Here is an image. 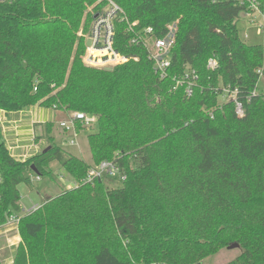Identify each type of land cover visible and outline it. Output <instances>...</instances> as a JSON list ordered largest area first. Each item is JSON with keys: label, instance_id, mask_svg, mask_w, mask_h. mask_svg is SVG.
I'll list each match as a JSON object with an SVG mask.
<instances>
[{"label": "trees", "instance_id": "obj_1", "mask_svg": "<svg viewBox=\"0 0 264 264\" xmlns=\"http://www.w3.org/2000/svg\"><path fill=\"white\" fill-rule=\"evenodd\" d=\"M112 1L127 19L114 22L113 45L130 59L111 71L83 63L78 34L104 2L0 3V111L37 105L94 117L91 165L114 161L125 176L120 188L81 184L21 215L14 264H201L232 244L241 252L228 264H264V43L239 37L246 5ZM255 1L264 11V0ZM170 26L175 44L160 79L148 49L131 39L146 28L162 38ZM210 57L215 71L206 69ZM188 69L199 76L190 96L172 90ZM222 88L237 92L242 116ZM43 150L15 159L0 125V226L22 211L18 186L49 176L51 162L74 182L91 167L54 143Z\"/></svg>", "mask_w": 264, "mask_h": 264}, {"label": "built area", "instance_id": "obj_2", "mask_svg": "<svg viewBox=\"0 0 264 264\" xmlns=\"http://www.w3.org/2000/svg\"><path fill=\"white\" fill-rule=\"evenodd\" d=\"M14 0H0V3L11 2ZM104 2L103 7L100 10L92 13V22L89 32L85 37V55L83 57V63L88 67L94 68H112L117 65L126 63L130 58L128 56L120 54L115 50L114 41V22L117 19L120 21H126L122 9L112 0H99ZM239 5H246L248 9V16H252L253 19H259L261 25H259L260 33L264 35V11L259 7V4L255 0H237ZM135 23L130 24L129 28L134 26ZM175 32L174 26L168 27L165 35L162 38H158L153 34L151 28H146L140 33L135 34L131 39V44H142L149 51V59L153 62L154 72L160 79H165L168 74L170 66L171 50L175 44ZM89 45H86V42ZM218 68V62L213 57L208 58L206 61V69L209 71H215ZM174 86L172 90L183 87L187 96L192 95L195 88L198 87L199 76L193 69L185 70V72L177 77H173ZM36 89L34 88V91ZM259 91L255 88L251 93L252 96H256ZM222 97L228 101H232L234 105V112L236 116L240 117L244 113L243 103L236 97V91H229L227 88H222ZM264 94V90L262 91ZM77 124L83 128L93 126L95 124V118L88 116L83 112H71L64 120L59 121V127L64 134H69L70 138L68 143L71 145L76 144V137L79 131L77 130ZM31 149L37 148L36 138H32L29 144ZM116 179L123 181L125 176L121 173L119 167L114 161H102L98 165H91L85 178L80 181H73L72 185L67 186L68 189H72L81 184L92 183L96 180L104 179ZM32 180V178H30ZM38 180L39 177L35 176ZM39 208L38 205L32 206L27 213L34 212ZM10 223H16L18 219L14 215H10L7 218Z\"/></svg>", "mask_w": 264, "mask_h": 264}, {"label": "rangeland", "instance_id": "obj_3", "mask_svg": "<svg viewBox=\"0 0 264 264\" xmlns=\"http://www.w3.org/2000/svg\"><path fill=\"white\" fill-rule=\"evenodd\" d=\"M259 25H261L259 19H253L252 16L242 13L237 22V29L241 40L248 45L263 44L264 35L260 33ZM89 29L86 33L79 31L78 34L83 35L85 38ZM84 55L82 56V59ZM220 102H223V100L220 99ZM3 116L4 115L0 113V120ZM16 117L21 118V122L16 125V131L8 130L5 132V139L7 140V144L12 147L11 151L13 153L17 151L13 150L15 146L29 145L31 139L36 138L38 146L35 150L26 154V159L47 147H51V144L54 143L63 148L66 152L82 159L87 164H92L87 142V134L90 132L92 126L86 127L83 130L81 129L78 136L75 138L76 144L71 145L68 143L70 135L64 134L59 127V121L65 119V112L54 110L51 107L34 105L28 111L22 112ZM46 123H53L49 134L45 131ZM15 133L17 138L14 135ZM16 139L18 141H15ZM49 171V176L39 177L38 180L35 179V176H32V184L30 186L24 184L18 186L20 203L23 206V209L27 210V208L31 207L33 204L40 206L46 200L55 197L62 190L67 189V186L72 185L73 181L57 162H51L49 164ZM103 182L110 189H117L122 185V182L116 179L106 178ZM24 214H26V212L22 210L19 215ZM240 252L241 251L238 248L233 250L222 249L216 255L205 259L201 264H228L230 261L234 260Z\"/></svg>", "mask_w": 264, "mask_h": 264}, {"label": "crops", "instance_id": "obj_4", "mask_svg": "<svg viewBox=\"0 0 264 264\" xmlns=\"http://www.w3.org/2000/svg\"><path fill=\"white\" fill-rule=\"evenodd\" d=\"M25 111H19L13 113H4L3 111H0V113L4 115L0 120V125L2 128V134L5 145L7 146L10 154L15 159L20 161L25 160L27 158L26 154L35 149H31L29 145L15 146L13 150H17V151L13 153L11 151L12 147L7 144V140L5 139V132L8 130L16 131V125H18L21 122V118L16 116L20 115L22 112ZM14 135L17 138L16 133ZM15 141L18 140L16 139ZM19 205L21 209L24 210V212H27V210H29L32 206H35V204H33L31 207H28L29 209L27 208V210H25L22 208L23 206L21 205V203H19ZM14 216L17 219H19L21 215L18 214ZM20 243H21V237L18 230V221L16 223L14 222L10 223L6 221L3 225L0 226V264H14L13 261H14L15 252Z\"/></svg>", "mask_w": 264, "mask_h": 264}, {"label": "water", "instance_id": "obj_5", "mask_svg": "<svg viewBox=\"0 0 264 264\" xmlns=\"http://www.w3.org/2000/svg\"><path fill=\"white\" fill-rule=\"evenodd\" d=\"M86 45H89V42L87 41L86 42ZM105 70L107 71H111L112 68H105ZM50 149V147H47L45 148L42 152L45 153L46 151H48ZM33 173L37 174L36 171L34 169H32ZM238 248V245L237 244H232L230 246H228L226 249L227 250H233V249H237Z\"/></svg>", "mask_w": 264, "mask_h": 264}]
</instances>
